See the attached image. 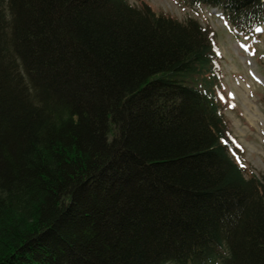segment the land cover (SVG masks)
<instances>
[{"label":"trees","instance_id":"obj_1","mask_svg":"<svg viewBox=\"0 0 264 264\" xmlns=\"http://www.w3.org/2000/svg\"><path fill=\"white\" fill-rule=\"evenodd\" d=\"M183 1L264 25V0ZM214 39L128 0H0V264H264Z\"/></svg>","mask_w":264,"mask_h":264},{"label":"rangeland","instance_id":"obj_2","mask_svg":"<svg viewBox=\"0 0 264 264\" xmlns=\"http://www.w3.org/2000/svg\"><path fill=\"white\" fill-rule=\"evenodd\" d=\"M128 1L134 6L147 5L154 13L179 22L194 19L215 34L219 77L213 88L236 149L234 160L244 169L246 178H261L264 175V25L259 31L240 33L226 22L221 8L191 6L183 0Z\"/></svg>","mask_w":264,"mask_h":264},{"label":"bare ground","instance_id":"obj_3","mask_svg":"<svg viewBox=\"0 0 264 264\" xmlns=\"http://www.w3.org/2000/svg\"><path fill=\"white\" fill-rule=\"evenodd\" d=\"M250 115H251V117H250V118H251V119H254V116H253L252 114H250ZM258 119H259V118H258Z\"/></svg>","mask_w":264,"mask_h":264},{"label":"snow or ice","instance_id":"obj_4","mask_svg":"<svg viewBox=\"0 0 264 264\" xmlns=\"http://www.w3.org/2000/svg\"><path fill=\"white\" fill-rule=\"evenodd\" d=\"M258 31H259V29H258Z\"/></svg>","mask_w":264,"mask_h":264}]
</instances>
